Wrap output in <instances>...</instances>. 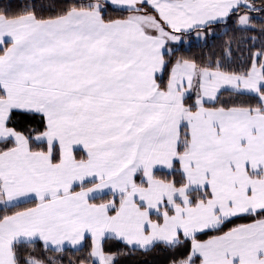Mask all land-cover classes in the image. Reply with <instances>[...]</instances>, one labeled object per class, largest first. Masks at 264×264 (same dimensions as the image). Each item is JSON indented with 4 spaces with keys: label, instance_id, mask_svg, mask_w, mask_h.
Wrapping results in <instances>:
<instances>
[{
    "label": "snow or ice",
    "instance_id": "snow-or-ice-1",
    "mask_svg": "<svg viewBox=\"0 0 264 264\" xmlns=\"http://www.w3.org/2000/svg\"><path fill=\"white\" fill-rule=\"evenodd\" d=\"M136 253L264 264V0H0V264Z\"/></svg>",
    "mask_w": 264,
    "mask_h": 264
},
{
    "label": "trees",
    "instance_id": "trees-1",
    "mask_svg": "<svg viewBox=\"0 0 264 264\" xmlns=\"http://www.w3.org/2000/svg\"><path fill=\"white\" fill-rule=\"evenodd\" d=\"M258 2L259 0H257V3ZM257 23H259V20ZM223 39H225V37L217 36L209 38L207 42H198L196 41V37L193 35L190 37V41L188 43L182 45L181 52L188 55L195 54L197 58H200L201 56L207 58L208 56L212 55L213 52L218 55L219 45ZM109 244L112 245V250H116L115 242L110 241ZM121 247H123L122 244ZM159 256L162 258L163 254L160 253ZM153 259L154 254L136 253L133 257H121V264H133V262H136V264H144L145 261H147L148 264H152Z\"/></svg>",
    "mask_w": 264,
    "mask_h": 264
},
{
    "label": "rangeland",
    "instance_id": "rangeland-1",
    "mask_svg": "<svg viewBox=\"0 0 264 264\" xmlns=\"http://www.w3.org/2000/svg\"><path fill=\"white\" fill-rule=\"evenodd\" d=\"M196 41H198V42H205L204 40H197V39H196Z\"/></svg>",
    "mask_w": 264,
    "mask_h": 264
}]
</instances>
